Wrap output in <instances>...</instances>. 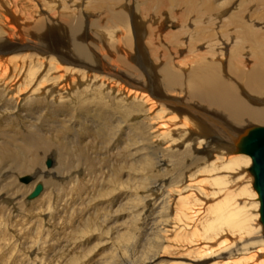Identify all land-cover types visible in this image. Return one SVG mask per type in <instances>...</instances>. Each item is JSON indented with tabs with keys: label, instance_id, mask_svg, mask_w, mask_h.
Returning <instances> with one entry per match:
<instances>
[{
	"label": "bare ground",
	"instance_id": "1",
	"mask_svg": "<svg viewBox=\"0 0 264 264\" xmlns=\"http://www.w3.org/2000/svg\"><path fill=\"white\" fill-rule=\"evenodd\" d=\"M74 2H63L60 21L30 0L19 2L31 12L21 20L0 4V206L20 212V191L41 184L39 197L47 187L54 194L67 176L84 185L80 177L98 171L93 160L108 155L105 196L122 221L104 242L107 264L124 252L116 243H135L124 215L157 209L173 232L157 241L187 251L188 264L219 255L214 264H264L253 160L242 152L250 131L264 127V0H134L132 11L94 0L91 9L105 13L96 21ZM86 19L85 44L77 38ZM30 31L37 42L14 43ZM24 176L29 187L17 183ZM43 201L31 223L56 228L61 212ZM2 238L0 264H43L31 249L14 258L17 246ZM35 245L42 255L44 244Z\"/></svg>",
	"mask_w": 264,
	"mask_h": 264
},
{
	"label": "rangeland",
	"instance_id": "2",
	"mask_svg": "<svg viewBox=\"0 0 264 264\" xmlns=\"http://www.w3.org/2000/svg\"><path fill=\"white\" fill-rule=\"evenodd\" d=\"M2 1L6 4H10L9 7L12 9L13 15L14 14L17 15L14 16L16 18L18 17V19L20 20L22 18H25V16L29 17L31 15L29 8L27 10H23L21 8V4H19L21 0H17V1L2 0ZM30 1L33 2L32 4L35 5L36 8L43 7L46 13L40 15H44V16L48 15L51 17L54 16L56 20L60 21V19H62L63 16L66 17L67 14V11L63 12V10H61L62 9L61 6L63 5V2H66L69 5L72 4L73 0H30ZM74 1L75 2L73 5L77 6L75 8L80 9L82 18L88 17L90 18V20H95V21L104 18L105 15L104 11L98 10L97 12L91 9L92 7H94V5H96L94 3V0H74ZM117 1H118L117 8L123 10L127 9L132 11L135 5L134 0H117ZM3 2H0V4ZM47 3L48 5H46ZM51 3L55 5L52 6ZM4 6L6 5L4 4ZM251 10H253V7H251ZM126 12L130 19L131 13L128 11ZM52 21H54L53 18ZM47 22L49 23L50 19ZM89 24L90 23L88 19H86V21H84L85 30H83L82 34H80L79 37L77 38L78 42H83L85 44L87 42L89 43L88 39L90 37L88 39L83 38L84 33L89 28ZM91 31H92L91 33L92 38L94 37L97 38V36L95 35L97 31L95 30H91ZM148 37L149 36L147 30H144V36L142 40L143 42L140 41V43L143 46H144V42ZM29 38L30 39L28 40H26L25 38L24 39L16 38L14 43L29 44L30 42L34 43L37 42L38 40V37L36 36V34H34L33 31L29 32ZM99 38L101 41H103V39L105 38L104 34L100 33ZM27 41L28 43H26ZM104 48L108 52L107 49L108 47L106 45L104 46ZM95 52L97 54L100 53L97 48L95 49ZM98 149L99 147L97 148V150ZM89 153H91V151H89ZM47 160L52 161L51 159H47ZM95 160H93L94 169L98 171L95 172L93 175H89L88 177H86L85 175L81 176L80 178L83 179L82 183L84 185H80L77 183L70 184L68 181L71 180H68L70 178H68L67 176V178L63 179L58 192L54 194L50 192L51 188L48 189L47 187L45 192L40 197L38 196L34 200L33 199L29 200L28 195L32 191H30V193L24 191L25 189L20 191L21 194H23L24 192L23 200L24 203L27 204V205H23L21 201L15 204L18 207L20 206L24 207V208L22 207V210L20 212L18 211L12 212L6 210V208L11 206L8 207L0 206V240H3L2 237H4L9 244L8 239H10L11 243L17 246L13 256L14 258L19 256L20 254H23V256L27 255L24 253V251L26 249H31L33 251L31 252L30 259L32 261H35L39 258L43 259V264H105V263L107 264L108 257L110 255V254L108 255L110 251V247L104 245V242L106 238L110 236L111 230L115 229L116 227L115 224L121 222L122 219H119L118 216H113L114 214L111 211L112 204L111 206L109 205V202L112 198H110L109 196H105L106 190L110 189V185H111L110 178L112 176V169H111L112 167L109 166V162H108L109 156L106 155L105 158H102V156H97ZM99 171H101V173ZM249 172L253 176V172L251 170H249ZM77 178H78L77 180L80 179L79 176H77ZM32 182L33 180H31L29 183H21L18 180L17 183L29 187L30 185L28 184H31ZM72 187H74L76 191H74ZM79 192L81 194H79ZM25 194L27 195L26 197ZM132 198L133 197H131L130 199ZM43 200L52 201L53 205L55 206L53 209L54 212L56 211L61 212L59 213L61 217L59 215L56 216V214H54L57 218L55 221L57 223L56 228L50 229V226L43 224L37 227L36 229L34 228L33 225L35 222L33 221L31 223L33 208H37L39 207V205H42L43 204L42 202H44ZM68 200L69 202L67 203ZM31 201H33V203ZM215 202L216 201L210 202V204L211 203L213 204ZM28 203L31 204L28 205ZM61 206L63 207L62 210L60 211ZM161 206L162 204L159 202L157 204V207L160 208ZM157 211L158 209L156 211L152 210L147 217H144V219L142 217V213L139 212L128 213L124 215L123 220L125 221L127 219L126 221L129 222V228H130L129 234L130 237L133 238V241L135 243L132 244L131 247L125 246L121 242L115 244V248L117 249L118 253H121L122 249L124 250L122 256L118 257V259L115 260L116 261L115 264H176V263L188 264L186 260L181 259L186 256L185 254L187 253V251H183V250L179 251L178 250L179 247L173 245L169 247L170 248L169 250L164 251L162 249L163 246L169 244H165V245L159 244L158 241H161L163 239V236L166 235L165 234L166 231L169 230V232H171L170 231L171 225L169 224V222L166 221L165 218L166 212L162 214H157ZM44 214L50 215V212H48V214L44 212ZM61 218H63L62 222H61ZM43 220L47 222L48 217L44 216ZM91 221H92V225L89 224ZM66 225L68 228L71 227V229L65 228L64 226ZM158 233L160 236L158 235ZM135 234L136 236H134ZM57 235L63 236L64 240L58 239ZM25 236L27 237L26 240H24ZM56 239L60 240L61 243L57 245ZM36 240L39 242L40 245L43 243L45 246V248L42 251L43 253H41L42 255L35 256V248L38 249V247L35 245ZM181 245L184 246L183 244ZM48 246L51 247L50 250ZM216 248L218 249V246L215 247L213 251L217 250ZM228 250H230V248H228L226 252H228ZM183 252L185 253L183 254ZM218 254L220 253L218 252ZM152 255L155 256V259L153 261L149 260ZM8 256H10V254ZM219 256H216L211 259L210 258L206 259L204 260V263L203 262L202 263L214 264L216 261L221 260V259H217Z\"/></svg>",
	"mask_w": 264,
	"mask_h": 264
},
{
	"label": "water",
	"instance_id": "3",
	"mask_svg": "<svg viewBox=\"0 0 264 264\" xmlns=\"http://www.w3.org/2000/svg\"><path fill=\"white\" fill-rule=\"evenodd\" d=\"M245 146L242 152L251 156L253 160L252 171L255 177V189L260 200V215L264 226V127H257L250 131L248 138L244 141ZM46 166H51V161H46ZM29 176L19 179L21 183H29ZM42 185L37 184L34 190L28 195V199L37 198L42 192Z\"/></svg>",
	"mask_w": 264,
	"mask_h": 264
}]
</instances>
